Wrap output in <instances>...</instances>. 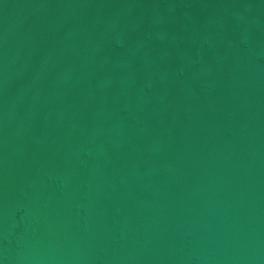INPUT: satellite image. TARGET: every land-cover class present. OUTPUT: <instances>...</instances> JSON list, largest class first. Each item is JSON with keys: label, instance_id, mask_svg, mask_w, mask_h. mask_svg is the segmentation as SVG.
<instances>
[{"label": "water", "instance_id": "water-1", "mask_svg": "<svg viewBox=\"0 0 264 264\" xmlns=\"http://www.w3.org/2000/svg\"><path fill=\"white\" fill-rule=\"evenodd\" d=\"M0 264H264V0H0Z\"/></svg>", "mask_w": 264, "mask_h": 264}]
</instances>
